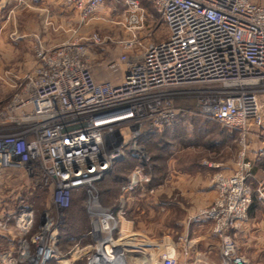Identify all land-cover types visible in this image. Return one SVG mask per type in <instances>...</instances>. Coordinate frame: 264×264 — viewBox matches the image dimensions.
<instances>
[{
  "label": "built area",
  "instance_id": "2783aa9c",
  "mask_svg": "<svg viewBox=\"0 0 264 264\" xmlns=\"http://www.w3.org/2000/svg\"><path fill=\"white\" fill-rule=\"evenodd\" d=\"M66 2L78 13L79 27L57 46L38 41L37 64L10 82L13 96L0 105V180L24 170L33 189L48 194L49 209L39 223L33 212L21 214L22 230H36L32 252L26 240L20 243V260L50 264L73 195L95 189L130 153L136 164L126 176L119 210L98 198L89 203L94 248L88 264H127L121 252L107 256L119 249L114 233L125 215L124 199L159 187L143 139L200 118L239 130L244 143L248 130L264 125V0H149L168 38L144 51L137 31L148 13L140 0L125 1L121 25L130 36L124 40L81 32L104 0ZM112 45L125 52L99 60ZM246 150L243 144L230 174H216L217 196L200 211L223 242L221 264H244L231 232L243 228L254 196L264 201V186L249 182L253 163ZM8 220L0 215V231L9 232ZM155 264H178L176 251L166 246Z\"/></svg>",
  "mask_w": 264,
  "mask_h": 264
},
{
  "label": "rangeland",
  "instance_id": "374dc122",
  "mask_svg": "<svg viewBox=\"0 0 264 264\" xmlns=\"http://www.w3.org/2000/svg\"><path fill=\"white\" fill-rule=\"evenodd\" d=\"M126 0H104L100 6L96 19L92 21V30L88 32H99L103 36H111L118 40L128 39L129 31L121 25L124 21L123 17L126 10ZM144 8L147 10L148 19L144 26L137 31L142 42L143 51L153 45L168 38V32L160 17L154 10L149 0H140ZM66 0H6L3 14L5 19L10 15L11 20L9 26L5 27L0 37V69L8 70L17 66V62L23 60L20 55L34 53L38 41L42 42L43 24L51 22V18H75L73 10H68ZM61 8L64 9L61 11ZM14 12H10V10ZM78 15V13H77ZM79 17V16H78ZM16 24V36H27V41L33 44L14 45L11 37H15V30L12 27ZM45 26V25H44ZM31 36V37H30ZM66 41L63 40L62 42ZM61 42V43H62ZM26 44V45H25ZM125 51L119 45H112L107 48L106 53L98 59L103 62L115 59ZM7 81L0 79V105H6L13 96V90L7 85ZM264 99V94H262ZM262 99V98H261ZM264 101V100H263ZM194 105V104H191ZM254 129V128H253ZM162 130H179L183 135V141L176 143H168V134L157 133L149 136L147 140L143 139V146L153 161L158 165L155 166V179L159 180L167 174V163L171 159H175L177 164L184 163L199 164L200 167H207L209 184L215 188L214 178L217 173L230 174L234 165L239 158V154L243 149V144L247 148V138L241 143L237 138V133L232 132L230 127L223 126L214 121L189 118L185 121L165 127ZM205 130V131H204ZM205 133L204 136L201 134ZM194 139L190 144L184 143L186 140ZM239 137V136H238ZM136 161L131 157L130 153L125 154V159L118 161L106 180L98 185L95 189L82 194L77 202L83 209L82 214L79 211V204H74L76 210L64 212L62 221L59 226V236L57 242V253L50 264H88V260L94 248V242L91 232V215L89 213V203L98 198L102 206L119 210L121 204V196H123V186L126 176L135 167ZM0 182H4L5 188L1 193L0 215L4 220H8L10 231L15 238V251L10 258L0 255V264H14L21 262L22 240H26L29 244V251L32 252V236L36 230V226L27 232L22 230L20 222L21 214L24 211H31L34 214L35 222L39 223L42 214L49 209L48 194L44 190L33 189L28 182L27 174L24 170H14L7 172ZM134 195V194H133ZM126 197V196H125ZM128 197V196H127ZM130 197V196H129ZM126 199V198H125ZM124 199V201H125ZM4 205H7L5 209ZM5 209V210H3ZM21 227V228H20ZM115 240L119 241V229L114 233ZM16 262V263H17ZM17 263V264H18Z\"/></svg>",
  "mask_w": 264,
  "mask_h": 264
},
{
  "label": "crops",
  "instance_id": "0c3cea01",
  "mask_svg": "<svg viewBox=\"0 0 264 264\" xmlns=\"http://www.w3.org/2000/svg\"><path fill=\"white\" fill-rule=\"evenodd\" d=\"M5 4L6 0L0 1V37L12 19L10 14L5 19ZM73 13L75 18L56 17L43 24L41 39L44 46H57L73 36V31L80 24L77 12ZM13 24L15 37H11V40L14 45L33 44L34 40L28 42L26 35L16 36L18 28L14 21ZM92 27L90 22L81 32L87 33ZM30 51L20 54L23 60L17 62L15 68L0 69V79L7 81L6 85L10 89L11 81L22 79L37 64L34 53H28ZM178 131L161 130L157 136L168 134V143L181 142L183 135ZM231 131L237 133L240 140V131ZM249 134L246 157L253 163L250 183L253 188H258L264 186V127L254 128ZM191 138H184V143L190 144L194 140ZM168 162L166 176L154 180V185L159 186L154 194L142 190L126 197L125 215L119 218L120 252L124 254L127 264H155L167 246L176 251L178 264H221V237L215 232L214 223L200 215V211L210 206L217 196L216 189L209 184V169L192 162L179 165L175 159ZM4 186V182H0V193H3ZM253 203L254 206L248 209L243 228L233 230L231 235L245 258L244 264H264V201L254 196ZM10 230L0 231V255L5 258H10L16 249L15 238Z\"/></svg>",
  "mask_w": 264,
  "mask_h": 264
},
{
  "label": "trees",
  "instance_id": "16d2710c",
  "mask_svg": "<svg viewBox=\"0 0 264 264\" xmlns=\"http://www.w3.org/2000/svg\"><path fill=\"white\" fill-rule=\"evenodd\" d=\"M264 127V125L261 127V128H259V129H262ZM252 131L254 130V129H251ZM252 172H253V170L251 171V174H252ZM126 180V179H125ZM250 180H251V176H250V178H249V182H250ZM125 183V182H124ZM251 184V183H250ZM85 192H80V193H76V194H74L73 195V197H72V203H71V207L66 211V212H71L72 210H76V208H74V204L76 203V204H79L78 202H77V199H79V197H81L82 196V194H84ZM254 204L255 203H253V204H251V206H254ZM79 206H80V204H79ZM79 211H80V213L82 214V211H83V209L81 208V206H80V208H79Z\"/></svg>",
  "mask_w": 264,
  "mask_h": 264
},
{
  "label": "bare ground",
  "instance_id": "6f19581e",
  "mask_svg": "<svg viewBox=\"0 0 264 264\" xmlns=\"http://www.w3.org/2000/svg\"><path fill=\"white\" fill-rule=\"evenodd\" d=\"M110 249H111V248H110ZM119 252H120L119 249H116V250L112 249V250H109V251H108L107 256L112 257V256L118 254Z\"/></svg>",
  "mask_w": 264,
  "mask_h": 264
}]
</instances>
